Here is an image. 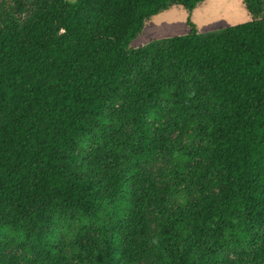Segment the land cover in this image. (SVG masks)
Here are the masks:
<instances>
[{"label":"trees","instance_id":"1","mask_svg":"<svg viewBox=\"0 0 264 264\" xmlns=\"http://www.w3.org/2000/svg\"><path fill=\"white\" fill-rule=\"evenodd\" d=\"M205 1L0 0V264H264V0L132 48Z\"/></svg>","mask_w":264,"mask_h":264},{"label":"rangeland","instance_id":"2","mask_svg":"<svg viewBox=\"0 0 264 264\" xmlns=\"http://www.w3.org/2000/svg\"><path fill=\"white\" fill-rule=\"evenodd\" d=\"M70 3L77 0H67ZM200 34L217 33L230 27L251 23L254 18L248 13L243 0H206L192 14L183 8L152 18L143 34L133 42L132 48L143 49L154 42L182 37L191 32L190 20ZM164 168L166 161L158 163ZM235 260L234 257H232Z\"/></svg>","mask_w":264,"mask_h":264}]
</instances>
